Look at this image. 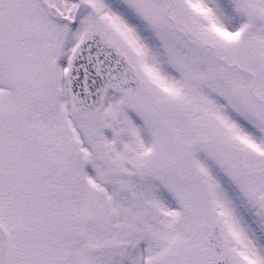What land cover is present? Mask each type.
Listing matches in <instances>:
<instances>
[{"label": "snow or ice", "instance_id": "1", "mask_svg": "<svg viewBox=\"0 0 264 264\" xmlns=\"http://www.w3.org/2000/svg\"><path fill=\"white\" fill-rule=\"evenodd\" d=\"M0 264H264V0H0Z\"/></svg>", "mask_w": 264, "mask_h": 264}]
</instances>
